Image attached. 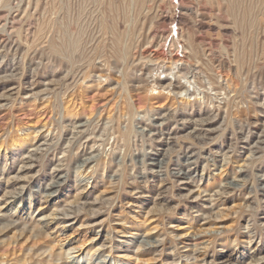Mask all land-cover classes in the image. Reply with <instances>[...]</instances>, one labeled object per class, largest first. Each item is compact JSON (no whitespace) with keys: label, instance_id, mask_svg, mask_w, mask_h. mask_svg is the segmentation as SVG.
Segmentation results:
<instances>
[{"label":"rangeland","instance_id":"obj_1","mask_svg":"<svg viewBox=\"0 0 264 264\" xmlns=\"http://www.w3.org/2000/svg\"><path fill=\"white\" fill-rule=\"evenodd\" d=\"M167 1L150 15L172 13ZM180 1L183 28L210 37L217 58L102 52L106 16L128 8V29L132 0H0V264H264L259 0H220L237 2L234 18L216 0Z\"/></svg>","mask_w":264,"mask_h":264},{"label":"bare ground","instance_id":"obj_2","mask_svg":"<svg viewBox=\"0 0 264 264\" xmlns=\"http://www.w3.org/2000/svg\"><path fill=\"white\" fill-rule=\"evenodd\" d=\"M105 1V0H104ZM109 1V0H108ZM116 3H118V0H112ZM135 4V10H134V20H133V23L132 25L129 27L128 25V29L125 27V25L127 24L128 20H129V9L125 7V9L122 10V12H118V18H116L115 16H117V10H116V14L114 13H111L112 15H104L106 16L105 18V22L102 24L101 26V33L102 34H109L111 33L110 37H111V41H110V45L108 46L106 43H101V45L97 46L100 50L101 48L103 49L102 52H105L108 47V51H110V54L112 56H116L118 58H123V60H127L129 57H134L136 55L140 56V59H143L145 57H148L149 60L155 62L158 60L160 62H169L171 65L173 64H176L177 62L181 61L182 63L185 62V63H189L188 60H191V62L195 59V60H200L199 59V53L202 52L203 55L205 56L207 53L208 56H213V50L212 48L214 47L213 43H212V40L210 39V37H203V36H199L198 34H193L190 32L189 28H187L186 30L183 28V21H185V17L187 18V16H190L192 15V10H191V7L190 8H183L180 3L181 1L180 0H171V1H167L169 2V10H170V5L174 8V11L170 14H168V12L166 14V16H160V15H157L156 18H154L152 15H150V12H151V7H158L160 12H162V8L167 4L165 0H132ZM184 1V0H183ZM202 0H198V3L201 5V4H204V2H201ZM205 1V0H204ZM234 1V0H232ZM240 2H242L241 0H239ZM246 1V0H245ZM253 1V0H252ZM38 2V1H37ZM124 2H127V0H124ZM132 2V3H133ZM105 3V2H104ZM207 3V2H206ZM209 3V2H208ZM112 4V3H111ZM151 4V5H150ZM216 4H217V10L219 12H221L222 10L227 13L230 16H232L234 18V12L237 11L239 9V5L237 4V2H232V3H229V2H222L220 0H216ZM248 4V3H247ZM255 4V3H254ZM257 4V3H256ZM259 6L256 7V11H255V21L257 20V22H259L260 24L264 22V0H259ZM105 5V4H104ZM113 5V4H112ZM242 5V4H241ZM245 5V4H244ZM3 6V5H2ZM119 6V5H118ZM117 6V8H119ZM195 6V5H194ZM253 6V5H252ZM145 7L148 9L147 13H143ZM202 7V6H201ZM211 7V6H210ZM150 8V9H149ZM165 8V7H164ZM213 8V7H212ZM122 9V7H121ZM127 9V10H126ZM156 9V8H154ZM166 9V8H165ZM172 9V8H171ZM193 9V8H192ZM242 9V8H241ZM153 10V9H152ZM251 10V8L249 9L248 7H245L244 9V14H243V17H238L239 19H236L234 22V25H236V27L243 31L244 30V26L245 24H247L248 22H246L245 20V16L248 15V14H245V11L246 13L249 12ZM252 10H255L254 8ZM111 12H113V10H110ZM164 11V10H163ZM199 11V9L197 10ZM201 11V9H200ZM239 11V10H238ZM202 12V11H201ZM131 14V13H130ZM165 14V13H164ZM219 14V13H218ZM217 14V15H218ZM221 14V13H220ZM220 14L218 15L220 17ZM236 14V13H235ZM227 15V16H228ZM240 15V14H239ZM237 15V16H239ZM195 16V15H194ZM193 16V17H194ZM204 16V15H203ZM202 14H199V19L197 20L198 21V27L199 29L202 28V29H205V28H210L209 26H205L204 25V18ZM252 16V14H251ZM102 17V16H101ZM120 17V18H119ZM222 17V16H221ZM228 17V18H229ZM236 17V16H235ZM110 18H112V20H110ZM196 18V17H195ZM198 18V17H197ZM231 18V17H230ZM247 18V16H246ZM104 19V18H102ZM132 19V18H131ZM227 19V18H225ZM248 21L250 20L249 18H247ZM141 22L140 26L138 25V22ZM188 20V19H187ZM207 20V18H206ZM233 20V19H232ZM254 20V19H252ZM251 20V21H252ZM132 21V20H131ZM230 21V20H229ZM52 22V21H51ZM232 22V21H231ZM49 23V22H48ZM126 23V24H125ZM131 23V22H130ZM186 23V22H185ZM188 23V22H187ZM252 23V22H251ZM255 23V22H254ZM54 24V23H52ZM51 24V25H52ZM125 24V25H124ZM129 24V22H128ZM165 24H168L170 25L169 28L167 29H161V25H165ZM196 24V23H195ZM194 24V25H195ZM229 24V23H227ZM233 24V23H232ZM55 25V24H54ZM148 25V27H147ZM167 25V26H168ZM185 25H188V24H185ZM224 25V23H223ZM249 25V24H248ZM258 25V24H257ZM50 26V25H49ZM48 26V27H49ZM146 26V27H145ZM189 26V25H188ZM186 26V27H188ZM255 26V25H254ZM253 26V28H254ZM193 27V26H192ZM196 27V26H195ZM226 27V26H225ZM229 27V26H228ZM246 27V26H245ZM260 27V26H259ZM194 28V27H193ZM214 28V27H213ZM216 28V27H215ZM224 28V27H223ZM230 28V27H229ZM233 28V27H232ZM235 28V27H234ZM261 28V27H260ZM263 28V27H262ZM47 29V28H46ZM192 29V28H191ZM201 29V31H202ZM207 29V30H208ZM247 29V27H246ZM206 30V29H205ZM231 30V29H230ZM234 29H232L233 31ZM236 30V29H235ZM234 30V31H235ZM238 30V31H239ZM250 30V29H249ZM184 31H186V35L184 34ZM200 31V33H202ZM219 31V30H218ZM226 31V30H225ZM240 31V32H241ZM259 31L258 29L256 31H252V28H251V32H257ZM264 31V29H263ZM206 32V31H205ZM231 32V31H230ZM239 32V33H240ZM246 32V31H245ZM260 32V31H259ZM46 33V32H45ZM137 33L139 34L138 35V38H136V35ZM222 33V32H221ZM237 33V32H236ZM215 34V33H214ZM224 34V33H223ZM243 34V33H241ZM245 34V33H244ZM257 34V33H256ZM261 34V33H260ZM204 35V33H203ZM235 35V34H233ZM238 35V34H237ZM255 35V34H254ZM253 35V36H254ZM51 36V35H50ZM49 36V37H50ZM105 36V35H104ZM108 37V35H106ZM249 36H252L250 35V32H249ZM248 36V38H249ZM253 36H252V39H253ZM258 36V35H257ZM220 37V36H219ZM218 37V38H219ZM224 37V36H223ZM230 36H228L227 38H229ZM245 37H246V34H245ZM262 37V36H261ZM225 38V37H224ZM233 38V37H232ZM239 38V37H238ZM241 38V37H240ZM221 39V37H220ZM235 39V38H234ZM103 40V39H102ZM108 40V39H107ZM106 40V41H107ZM228 40V39H227ZM240 39H238L237 41H239ZM251 39H249L250 41ZM263 40V39H262ZM49 41V40H48ZM47 41V42H48ZM222 41V40H221ZM229 41V40H228ZM254 41V40H253ZM214 42V41H213ZM53 43V41H52ZM232 43V42H231ZM250 43V42H249ZM255 43V42H254ZM262 43V42H261ZM54 44V43H53ZM52 44V45H53ZM196 44L200 45V49H198V47L196 46ZM230 44V43H229ZM251 44V43H250ZM263 44V43H262ZM50 45V44H49ZM221 45V44H220ZM235 45V43L233 44ZM245 45V44H244ZM247 45V43H246ZM256 45V44H255ZM167 46V49H165V47ZM217 46V45H216ZM239 46V44H238ZM258 46V45H256ZM96 47V50L98 49ZM223 47V46H222ZM231 47V46H230ZM227 48V47H226ZM225 48V49H226ZM252 48V47H251ZM59 49V48H57ZM229 49V48H228ZM240 49V48H238ZM254 49V47H253ZM52 50V49H51ZM54 50V49H53ZM66 50V49H65ZM64 50V51H65ZM50 51V50H49ZM167 51L169 52V54L167 55ZM245 48L241 49V52L239 50H237V52H234V60L238 66H241L243 65L244 63V55H245ZM52 52V51H51ZM252 53H253V50H252ZM215 54V53H214ZM206 55V56H207ZM217 55V54H215ZM215 55L213 56L214 58H217L215 57ZM107 56V55H106ZM104 56V57H106ZM258 55L256 54V57ZM263 56V54H262ZM201 57V56H200ZM246 57V56H245ZM264 57V56H263ZM262 57V58H263ZM251 58L248 57V59ZM253 58H254V55H253ZM147 59V60H148ZM206 59V58H205ZM220 59V58H219ZM252 59V58H251ZM257 59V58H256ZM105 60H108V57L107 59H104ZM223 60V59H222ZM254 60V59H253ZM121 61V60H120ZM201 61V60H200ZM220 61V60H219ZM108 62V61H107ZM123 62V61H122ZM139 62V61H138ZM199 62V61H196V63ZM207 62V61H205ZM215 62V61H214ZM250 62L252 63V61H249V64ZM124 63V62H123ZM128 63V62H127ZM223 64V61L221 62ZM257 63H259V61H257ZM264 63V62H263ZM137 64V63H136ZM203 64V62H202ZM248 64V65H249ZM256 64V63H255ZM221 65V64H220ZM251 65V64H250ZM261 65V64H260ZM128 66V64H127ZM126 66V67H127ZM135 66V65H134ZM170 66V65H169ZM211 66V64H210ZM245 66V65H244ZM255 66V65H254ZM253 66V67H254ZM258 66V65H257ZM125 67V66H124ZM130 67V66H129ZM207 67V66H205ZM227 67V66H226ZM246 67V66H245ZM244 67V68H245ZM264 66H261V69L263 68ZM171 67H169L170 69ZM209 68V67H208ZM229 68V67H228ZM259 68V67H258ZM127 69V68H126ZM168 69V70H169ZM213 70H215L213 67H212ZM240 69V68H239ZM241 69H243L241 67ZM248 69V68H247ZM252 69V68H251ZM260 69V68H259ZM258 69V70H259ZM264 69V68H263ZM181 70V69H180ZM184 71V70H183ZM210 71V70H209ZM222 71V70H221ZM240 71V70H239ZM238 71V68H237V72ZM246 71V70H245ZM249 71V70H248ZM125 72V71H124ZM127 72V71H126ZM179 70L176 72L178 73ZM236 72V73H237ZM264 72V71H263ZM125 74V73H124ZM127 74H130L129 72ZM127 74L124 75L126 79L127 77ZM185 74V72H184ZM218 74V73H217ZM131 75V74H130ZM180 75V74H179ZM182 75V73H181ZM180 75V76H181ZM238 75V73H237ZM123 76V77H124ZM131 77V76H129ZM183 77V76H182ZM229 76H227L228 78ZM232 77V76H231ZM230 77V78H231ZM233 78V77H232ZM229 80V79H228ZM231 80V79H230ZM232 82V81H231ZM177 85L174 86V89H178V90H181L182 88H184L185 85L181 84L180 82H177L176 83ZM233 85V84H232ZM235 87V86H233ZM237 87V86H236ZM124 88V87H123ZM149 90L153 93L154 91H156V87L152 85L149 87ZM190 96V95H189ZM152 97V96H151ZM125 100V99H124ZM185 101V100H184ZM122 102V101H121ZM125 102V101H124ZM188 102V101H187ZM126 103V102H125ZM128 105L126 106V109L128 110V112L132 111L130 110V104L129 102L127 101ZM185 103V102H183ZM125 109V106L124 108ZM67 110V109H66ZM125 112V111H124ZM127 114V113H126ZM129 116V115H128ZM130 117V116H129ZM121 129V128H120ZM126 129V128H125ZM118 134H119V137L124 141V142H128L127 139L129 138V135H130V132L131 130L129 128H127L125 131H120L119 129L117 130ZM115 133V132H114ZM119 139V138H118ZM13 141V140H12ZM16 145V144H15ZM17 146V145H16ZM102 191V190H101ZM79 194V193H78ZM80 195V194H79ZM82 197V196H81ZM80 197V198H81ZM76 198V197H75ZM38 228V227H37ZM40 230V228H39ZM37 230V231H39ZM1 231V230H0ZM16 231V230H15ZM41 231H42V228H41ZM7 233V232H6ZM41 235V234H40ZM43 237V236H42ZM40 240V239H39ZM49 242V241H48ZM47 243V242H46ZM92 246V245H91ZM31 247V246H30ZM33 248V247H32ZM43 248V247H42ZM49 249L51 250L52 248L49 247ZM66 249V248H65ZM71 249V248H70ZM69 249V251H70ZM91 249V248H90ZM47 250V249H46ZM62 250V249H61ZM60 250V252H61ZM74 250V247L73 249ZM37 251V249H36ZM35 251V252H36ZM65 251V250H64ZM64 251L61 253V255H64ZM68 251V250H66ZM41 252V251H40ZM38 252V253H40ZM86 255L89 254V250H86ZM91 252V251H90ZM29 253V252H28ZM43 253V251H42ZM42 253H40L42 255ZM66 254H69V252H65ZM140 253V251H139ZM25 254V253H24ZM59 254V253H58ZM53 255V254H52ZM25 256V255H24ZM29 256V255H27ZM20 257V256H19ZM18 258V257H17ZM28 258V257H27ZM31 258V257H29ZM19 259V258H18ZM23 259V258H22ZM26 259V258H25ZM27 260V259H26ZM24 260L22 263L19 262L20 264H25V261ZM31 260V259H30ZM205 260V259H204ZM18 261V260H17ZM16 261V262H17ZM49 261V260H48ZM54 261V260H53ZM44 262V260H43ZM202 262H205V261H202ZM212 262V261H210ZM214 262V261H213ZM15 263V261L13 262ZM27 263V262H26ZM32 263V261H31ZM3 264V263H2ZM6 264V263H5ZM18 264V262L16 263ZM29 264V263H28ZM41 264V263H40ZM43 264V263H42ZM212 264V263H211Z\"/></svg>","mask_w":264,"mask_h":264}]
</instances>
